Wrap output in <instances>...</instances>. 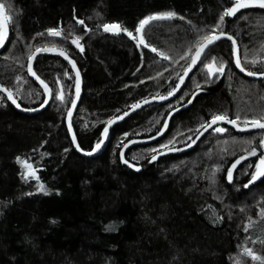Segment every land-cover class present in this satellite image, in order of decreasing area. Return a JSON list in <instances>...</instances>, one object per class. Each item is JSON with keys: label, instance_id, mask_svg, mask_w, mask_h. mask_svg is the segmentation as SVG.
I'll return each mask as SVG.
<instances>
[{"label": "trees", "instance_id": "trees-1", "mask_svg": "<svg viewBox=\"0 0 264 264\" xmlns=\"http://www.w3.org/2000/svg\"><path fill=\"white\" fill-rule=\"evenodd\" d=\"M238 1L0 0V86L37 108L29 56L67 53L81 74L72 127L91 151L111 119L169 94L217 34L236 40L245 71L264 73V6ZM33 71L52 94L45 110L20 114L0 93V264H264V167L253 183L259 157L245 156L262 153L264 131L204 132L216 119L264 122V80L236 71L229 41L204 52L174 100L114 125L94 158L76 154L64 124L75 89L67 64L40 56ZM167 118L161 140L122 160L127 141L157 135Z\"/></svg>", "mask_w": 264, "mask_h": 264}, {"label": "water", "instance_id": "water-1", "mask_svg": "<svg viewBox=\"0 0 264 264\" xmlns=\"http://www.w3.org/2000/svg\"><path fill=\"white\" fill-rule=\"evenodd\" d=\"M5 40H6V30L4 28L3 32H2V41H5ZM221 40H227L230 42V44L232 46L234 66H235L236 71L240 75L244 76L245 78H247L249 80H253V81H263L264 80V73H259V74L251 73V72L245 71L241 67L239 47H238L236 40L233 37H231L228 34H217V35L205 40L204 42H202L197 47L196 51L194 52V54L191 58V61L188 65L187 69L183 72V74L181 75L176 86L174 87V89L169 94H167L166 96L152 97V98L145 99V100L139 102L138 104H136L135 106L131 107L128 111H126L121 116L114 118V119H111L107 123V125L105 126V128L101 134L99 144L96 145L91 151H84L79 147L77 140H76V137H75V134H74V131H73L72 119L76 113V110L78 108V105H79V102L81 99V74H80V71H79L75 61L64 51L59 50V49H55V48H51V47L40 48V49L34 51L29 56V58L27 60L26 72H27L28 77L38 87H40L44 93L43 102L37 108L26 109V108L21 107L18 104V102L16 101V99L14 98V96L7 89H5L2 86H0V93L6 97V99L8 100L9 104L13 107V109L20 114L29 116V115H35V114L42 112L49 105V103L51 101L52 94H51L49 87L40 78H38L35 75V73L33 71L34 61L40 56H54V57L61 58L67 64V66L69 67V69L71 70V72L73 73L74 78H75L74 98H73V100L70 104L69 110L65 116L64 124H65L66 130L68 132V136L70 138L72 148L76 152V154L79 155L80 157H84V158H94V157L98 156L100 154V152L103 150V148L105 147V145L108 141V138H109L110 130L114 125L122 123L123 121L127 120L128 118H130L131 116H133L134 114H136L137 112L141 111L142 109H144L148 106H151L154 104H166V103H169L172 100H174L180 94V92L184 88L185 84L189 80L190 76L194 72L195 68L199 64L204 52L209 47L215 45L216 43H218ZM168 121H169V118L166 119L161 131L153 137L145 138V139H132V140L127 141L121 149L120 155H121L122 160H123L124 154L128 150H130L134 147H137V146L151 145V144H154L155 142L161 140L165 134V130H166V126L168 124ZM218 127H228V128H231L232 130H234L238 134H247V133H253V132H257V131H264V122H257V123L241 126V125L236 124L233 121H229L226 119H216L207 125L204 132L214 130ZM185 150H188V148H185ZM174 152H175V150H170V151H167L166 154H172ZM263 167H264V161H261L260 165H259V169H258L255 177L252 179L253 183L258 180V178L262 172Z\"/></svg>", "mask_w": 264, "mask_h": 264}, {"label": "rangeland", "instance_id": "rangeland-1", "mask_svg": "<svg viewBox=\"0 0 264 264\" xmlns=\"http://www.w3.org/2000/svg\"><path fill=\"white\" fill-rule=\"evenodd\" d=\"M264 6V2H256V1H253V0H240L238 1L236 4H235V7L236 9H240V8H244V7H249V6ZM8 16H7V11H5V9H3V7L0 5V46L2 45L3 41H2V32H3V29L5 28V26H3V24L5 25L7 22H8ZM108 31H113L112 28H109ZM211 72H214L216 71V69L212 68V67H209L208 68ZM256 123V122H255ZM253 124V123H251ZM215 132L217 133H223L224 132V129L223 128H217L215 130ZM262 141L263 143H261V146H262V153L261 152H258L257 150H252L250 151L249 153H247L245 156L246 157H259L257 162H256V165L254 167V171H253V176L256 175L258 169H259V162L260 161H264V138H262ZM20 165L23 169V174H24V177L27 178V179H31V180H36V173L34 171V169L32 168V166L24 161H20ZM252 176V177H253Z\"/></svg>", "mask_w": 264, "mask_h": 264}]
</instances>
